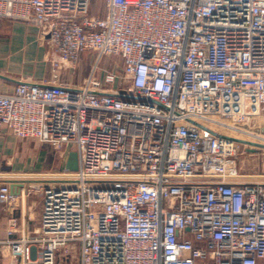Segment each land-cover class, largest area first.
I'll return each mask as SVG.
<instances>
[{
    "label": "built area",
    "instance_id": "1",
    "mask_svg": "<svg viewBox=\"0 0 264 264\" xmlns=\"http://www.w3.org/2000/svg\"><path fill=\"white\" fill-rule=\"evenodd\" d=\"M2 19L39 27L54 72L95 62L79 86L0 91V130L77 156L0 180V257L264 264V163L239 164L264 157V0H0Z\"/></svg>",
    "mask_w": 264,
    "mask_h": 264
},
{
    "label": "crops",
    "instance_id": "2",
    "mask_svg": "<svg viewBox=\"0 0 264 264\" xmlns=\"http://www.w3.org/2000/svg\"><path fill=\"white\" fill-rule=\"evenodd\" d=\"M54 57L53 48L46 39L41 38L38 26L18 20L0 21V91L12 92L21 82L79 86L89 73L90 66L86 72L78 73V68L54 72L50 63ZM66 156L35 139H19L4 129L0 130L1 181L15 180L16 185L22 187L25 183L23 180L30 177L34 179L37 174L53 172L57 164L64 167ZM31 200L36 206L34 223L38 225L41 201L38 197ZM5 221L6 212L1 210L0 234Z\"/></svg>",
    "mask_w": 264,
    "mask_h": 264
},
{
    "label": "rangeland",
    "instance_id": "3",
    "mask_svg": "<svg viewBox=\"0 0 264 264\" xmlns=\"http://www.w3.org/2000/svg\"><path fill=\"white\" fill-rule=\"evenodd\" d=\"M97 5V4H96ZM95 6V4H92V7ZM91 14L97 13L95 9H91ZM95 62V55L92 52H86L81 55L80 58V65L78 66V73L81 71L87 70V68L91 65H93ZM100 67L105 66L108 70L112 68L121 69L122 67V60L119 57H113V56H104L100 59L99 62ZM25 140V139H23ZM262 163H264V157L260 155V150H255L253 155H249L247 157H243L242 160H240L239 164L241 166V171L247 172V173H254V172H260L262 168ZM56 170H60L63 168L62 166L56 165ZM29 179H33L30 177ZM36 179V178H34ZM34 216V221H35ZM0 239L4 238V229L2 230V234H0ZM0 250H4L5 254H8V250L4 247L0 248ZM2 256V255H1ZM0 264H10V256L6 257H0ZM64 264H78V256L74 255L71 258H69Z\"/></svg>",
    "mask_w": 264,
    "mask_h": 264
},
{
    "label": "water",
    "instance_id": "4",
    "mask_svg": "<svg viewBox=\"0 0 264 264\" xmlns=\"http://www.w3.org/2000/svg\"><path fill=\"white\" fill-rule=\"evenodd\" d=\"M261 131H264V129H261ZM242 141V140H238ZM65 168L68 170H75L77 168V156L74 151H70L67 154L66 161H65Z\"/></svg>",
    "mask_w": 264,
    "mask_h": 264
},
{
    "label": "bare ground",
    "instance_id": "5",
    "mask_svg": "<svg viewBox=\"0 0 264 264\" xmlns=\"http://www.w3.org/2000/svg\"><path fill=\"white\" fill-rule=\"evenodd\" d=\"M29 174V173H28ZM19 176H21V175H19Z\"/></svg>",
    "mask_w": 264,
    "mask_h": 264
}]
</instances>
